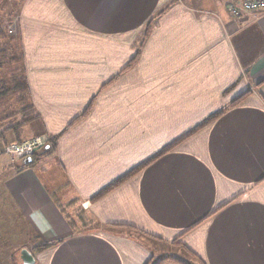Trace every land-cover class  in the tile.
Instances as JSON below:
<instances>
[{"label":"crops","instance_id":"1","mask_svg":"<svg viewBox=\"0 0 264 264\" xmlns=\"http://www.w3.org/2000/svg\"><path fill=\"white\" fill-rule=\"evenodd\" d=\"M17 1L9 32L39 113L20 138L56 139L33 165L0 153V264L23 249L34 264H155L183 259L175 247L264 264V11Z\"/></svg>","mask_w":264,"mask_h":264},{"label":"trees","instance_id":"2","mask_svg":"<svg viewBox=\"0 0 264 264\" xmlns=\"http://www.w3.org/2000/svg\"><path fill=\"white\" fill-rule=\"evenodd\" d=\"M150 26L151 24L148 25L147 31H149ZM0 40L4 41L3 42L4 46L2 45L3 47L2 46L0 47V74H1L0 75V96L1 97L9 96L13 92V94L16 96V104H18L19 106V109L16 111L15 114H12L11 116L1 117L0 123L6 122V121H11V122H8V124H6V126L3 128H1L2 127L1 125L0 139H4L6 133L12 132L15 134L16 139H17V141H14V142H20V141H23L20 137L23 132L24 126L37 120L39 118V113L36 111L31 101V94H30V91L26 83L24 68L21 62L20 51H19L17 40L13 39L1 27H0ZM138 55L139 53H137L130 60L126 68L130 67L136 62ZM3 70H5V72H2ZM246 94L247 93L239 96L233 103H236L239 100H241ZM91 105H92V102L89 104V106L84 111V113L80 115L79 117L85 115V113H87L90 110ZM213 117L215 116L210 117V119H212ZM210 119H208L207 121H209ZM55 139H56V136L53 139L49 137L48 143L51 142L52 144L51 143L48 144V146L45 147L44 152L54 149L55 143L53 142V140ZM167 149L168 148H166V150ZM32 157H33L32 162L28 164H23L21 167L33 165L36 161V158L34 156ZM149 161H151V159L148 160V162ZM146 164H141L137 168H134L131 172L121 177L120 179L116 180L111 185H109L107 188L102 190V192H100L98 196L105 193L109 189L117 186L119 183L124 181L127 177L133 175V173L138 171L140 168L144 167V165ZM49 245L50 244H43L42 246L39 247V249H44L48 247ZM167 260H174L180 264H189L188 261L174 257V256L163 257L159 259L157 263L155 264H163Z\"/></svg>","mask_w":264,"mask_h":264},{"label":"rangeland","instance_id":"3","mask_svg":"<svg viewBox=\"0 0 264 264\" xmlns=\"http://www.w3.org/2000/svg\"><path fill=\"white\" fill-rule=\"evenodd\" d=\"M21 8V2L17 1V0H1L0 1V27L5 30L7 32V34H9L13 39L17 40V35L14 34V32H9V29L12 28V26H14L15 23V17L18 15L19 11ZM4 41L0 40V47L3 45L4 46ZM2 46V47H3ZM2 72H5V70H3ZM1 75V74H0ZM264 82V81H263ZM19 109L18 104H16V96L13 94L9 95V96H0V119L1 117L4 116H11L12 114H15L16 111ZM12 118V117H11ZM10 118V119H11ZM8 122L11 121H6V122H2L0 123V127L2 125L1 128L5 127L6 124H8ZM13 122V121H12ZM30 126V127H29ZM203 126L198 127L197 129H201ZM32 127L31 125H27L25 127L23 136L26 135L31 131ZM43 137H45V135H42ZM10 143V142H9ZM6 143L5 146L3 147L2 150H0V153L4 154V156H7L6 158H9L12 160V162L14 164H16V162L19 160H23V158L20 157H16V156H12L9 154H6V146L9 144ZM40 152H44V149L40 148L37 153H35L34 156L35 158H37L40 154ZM40 153V154H39ZM39 154V155H38ZM25 159V158H24ZM15 161V162H14ZM12 163V164H13ZM13 164V165H14ZM12 165V166H13ZM0 179H3V174L0 175ZM26 239L23 238L20 239V241H25ZM170 249H167V251H169ZM175 252L172 251L174 253V255H179L182 256L183 259H185L186 261H188L189 264H199L200 261L198 260V258L195 256V254L191 251H187L184 248H179V247H175Z\"/></svg>","mask_w":264,"mask_h":264},{"label":"built area","instance_id":"4","mask_svg":"<svg viewBox=\"0 0 264 264\" xmlns=\"http://www.w3.org/2000/svg\"><path fill=\"white\" fill-rule=\"evenodd\" d=\"M228 9L234 16H241L244 13L264 11V0H245L238 3L234 0L228 2ZM49 137L36 136L20 142H10L6 146V154L26 158L32 156L41 148L45 149Z\"/></svg>","mask_w":264,"mask_h":264},{"label":"water","instance_id":"5","mask_svg":"<svg viewBox=\"0 0 264 264\" xmlns=\"http://www.w3.org/2000/svg\"><path fill=\"white\" fill-rule=\"evenodd\" d=\"M32 161H33L32 156H28L24 159V163H26V164H28ZM21 258H22L24 264H34L35 263L34 256L27 249L21 250Z\"/></svg>","mask_w":264,"mask_h":264}]
</instances>
